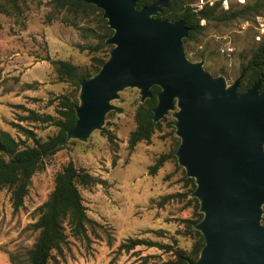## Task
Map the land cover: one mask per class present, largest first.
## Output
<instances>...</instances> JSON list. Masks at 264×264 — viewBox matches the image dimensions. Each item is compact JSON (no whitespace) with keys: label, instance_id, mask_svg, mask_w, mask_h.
<instances>
[{"label":"rangeland","instance_id":"1","mask_svg":"<svg viewBox=\"0 0 264 264\" xmlns=\"http://www.w3.org/2000/svg\"><path fill=\"white\" fill-rule=\"evenodd\" d=\"M19 4L17 15L0 13V130L30 145L15 125L31 130L41 140L54 135L56 129L20 122L19 118L26 117L27 110L57 118L56 98L72 90L69 84L57 80L45 59L68 61L92 71L93 55L79 47L92 46L96 40L83 31L94 27L92 16L58 11L51 0H20ZM241 24L242 20L200 22L205 30L187 53L184 49L187 59L202 62L205 71L232 84L259 42L256 31L252 27L242 29ZM139 104L137 89L119 92L100 131L92 132L85 142L67 141L44 160L31 178L19 210H13L9 191L0 188V264H12L11 255L22 261L26 258L38 234L33 225L39 209L54 187L55 175L69 162L96 181L79 187L91 224L85 237H68L62 255H55L56 261L50 264H157L172 258L158 247L136 246L127 252L121 245L128 240L190 250L192 241L182 221L191 218L192 209L186 206V199L178 196L188 191L184 169L175 158L154 175L149 174L156 159L168 154L175 139L179 140L174 126H166L167 122L174 124L172 112L163 118L161 130L155 131L149 143H138L130 150L128 138L135 129ZM104 131L111 134L112 141ZM168 196L172 198L164 200Z\"/></svg>","mask_w":264,"mask_h":264},{"label":"water","instance_id":"2","mask_svg":"<svg viewBox=\"0 0 264 264\" xmlns=\"http://www.w3.org/2000/svg\"><path fill=\"white\" fill-rule=\"evenodd\" d=\"M95 6L112 34L108 59L79 82L76 122L69 140L85 142L100 131L111 102L137 89L140 103L160 88L152 121L172 112L179 145L174 153L195 189L190 198L202 214L193 228L204 240L188 264H264V89L238 94L240 79L227 84L183 48L188 27L155 16L173 0L136 8V0H76Z\"/></svg>","mask_w":264,"mask_h":264},{"label":"trees","instance_id":"3","mask_svg":"<svg viewBox=\"0 0 264 264\" xmlns=\"http://www.w3.org/2000/svg\"><path fill=\"white\" fill-rule=\"evenodd\" d=\"M20 0H0V13L17 15L20 10ZM53 7L58 11H65L74 15L92 16L93 28L83 29L86 34L92 36L96 42L92 46L79 47L81 51L93 55V70L87 71L68 61L54 60L47 57L45 60L52 66L59 82L67 83L72 88L68 94L59 95L56 98L55 112L57 118L50 115H40L34 111L27 110L26 117L19 118L21 121L50 125L56 129V133L46 140L36 138L35 134L20 125H15L25 140L31 142L26 145L24 141H16L9 133L0 130V188H5L10 193V202L14 211L22 207L25 197L28 194L31 178L42 167L46 158L53 156L62 148L66 139L67 131L76 122L75 107L78 105L79 82L94 75L108 59L107 52L111 48L105 45V40L112 34L107 27L106 21L102 18V11L95 6L78 2L76 0H51ZM158 0H136V8L150 6ZM198 0H173L163 8L155 18L167 19L172 22L183 20L188 27V35L183 40V47L188 52V47L196 41L198 36L205 30L200 25L205 23H230L236 20L251 21L253 18L264 12V0L247 1L240 5L235 0L229 4L228 10L220 7V2L208 4L199 13L191 8L192 3ZM73 24V23H72ZM75 25V24H73ZM240 84L237 90L242 94L254 84L260 83L259 91L264 89V35L259 37V42L252 50L251 56L245 64L241 65L239 77ZM238 77V78H239ZM151 97L144 103L139 104L135 112V129L128 138V147L132 150L136 144L149 143L152 135L161 130V120L158 123L152 121L153 110L157 104V94L160 88H151ZM173 122H167L166 126L172 128ZM108 141L113 137L108 131ZM168 154L160 155L154 164L149 167V174L154 175L165 162L175 160L174 153L179 145V140ZM96 183L95 179L83 169H77L69 162L55 175L54 187L50 192L47 201L40 207L39 216L33 225L37 231V237L32 247L27 251L26 258L19 259L17 256H10L12 264H50L55 262V255L61 256L62 249L67 245L68 237L82 238L86 236L87 228L91 221L85 213L79 187H88ZM184 187L188 188L186 193L178 195L186 199V206L192 209V216L182 221L186 235L192 241L188 252L171 246L163 247L145 240H128L121 248L127 252L136 246L158 247L171 255V259L157 264H188L195 261L204 245L202 235L193 226L202 218L198 212L199 202L197 199L189 198V194L195 189L193 179L184 177ZM189 193V194H188ZM168 196L164 200L171 199ZM264 223V218L263 221ZM66 228L68 234H66Z\"/></svg>","mask_w":264,"mask_h":264},{"label":"built area","instance_id":"4","mask_svg":"<svg viewBox=\"0 0 264 264\" xmlns=\"http://www.w3.org/2000/svg\"><path fill=\"white\" fill-rule=\"evenodd\" d=\"M236 3L243 5L247 1H257V0H235ZM215 2H220V7L224 11L228 10L229 8V2L230 0H198L197 2L193 3L191 5V8L195 13H199L201 10L204 9V7L208 4H212ZM202 23L204 22L203 20L201 21ZM252 27L256 33L258 34V37H261L264 35V12L257 14L253 20L251 21H245L241 24V28H249Z\"/></svg>","mask_w":264,"mask_h":264}]
</instances>
